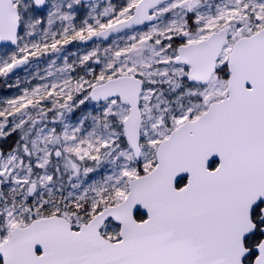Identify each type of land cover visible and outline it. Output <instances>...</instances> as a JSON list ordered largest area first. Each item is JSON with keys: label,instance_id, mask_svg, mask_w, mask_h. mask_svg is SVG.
<instances>
[{"label": "snow or ice", "instance_id": "6c2138e0", "mask_svg": "<svg viewBox=\"0 0 264 264\" xmlns=\"http://www.w3.org/2000/svg\"><path fill=\"white\" fill-rule=\"evenodd\" d=\"M0 264H264V0H0Z\"/></svg>", "mask_w": 264, "mask_h": 264}]
</instances>
